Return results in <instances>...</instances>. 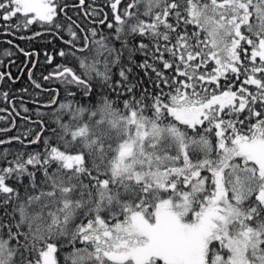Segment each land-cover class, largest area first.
<instances>
[{
	"label": "snow or ice",
	"instance_id": "snow-or-ice-1",
	"mask_svg": "<svg viewBox=\"0 0 264 264\" xmlns=\"http://www.w3.org/2000/svg\"><path fill=\"white\" fill-rule=\"evenodd\" d=\"M0 29L60 45L39 76L0 53L32 89L0 91V132L28 125L0 264H264V0H0Z\"/></svg>",
	"mask_w": 264,
	"mask_h": 264
},
{
	"label": "trees",
	"instance_id": "trees-1",
	"mask_svg": "<svg viewBox=\"0 0 264 264\" xmlns=\"http://www.w3.org/2000/svg\"><path fill=\"white\" fill-rule=\"evenodd\" d=\"M9 39L14 40V42L16 43H19L26 50H29V51L35 50L40 53V57H39L40 62L37 64V70H36L37 76H39L40 73L45 70L43 52L47 50L49 51L50 54L54 55L55 54L54 49H57L60 46L58 42H56L55 44H48L47 39H49V37H45L43 40L37 39L36 41L31 42V43L28 41H20L18 37L6 35L4 31L0 29V53H2L3 50L6 48H12V51L16 52L15 48H13L11 45H8L6 43V41ZM0 58H3L5 60V63H7V60L9 59L7 57H0ZM11 59H14L16 61V66L13 67L11 71L13 72L14 76H20L21 79L17 81V83L15 84L4 83L0 85V91L9 90L10 92H12L17 98V107L19 106V97H23L25 102L28 103L29 107H31L30 93L32 92V89L28 83L26 72L21 73L19 71V69L22 68L24 65L25 57L20 53H16V55L11 57ZM58 59L59 58H57V62H58ZM25 87L29 88V93H22L19 91L20 89L25 88ZM0 108L10 109V105H7L3 103L2 101H0ZM0 116H7V113L6 112L0 113ZM16 124H17V127L13 129L11 132H0V139H7L12 135L20 134L28 126L26 122L21 120L20 118H16ZM10 126H11L10 121L0 120V128L10 127Z\"/></svg>",
	"mask_w": 264,
	"mask_h": 264
}]
</instances>
